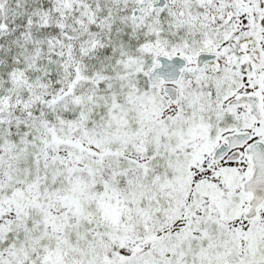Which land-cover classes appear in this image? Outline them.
Returning <instances> with one entry per match:
<instances>
[{"label":"snow or ice","instance_id":"obj_1","mask_svg":"<svg viewBox=\"0 0 264 264\" xmlns=\"http://www.w3.org/2000/svg\"><path fill=\"white\" fill-rule=\"evenodd\" d=\"M0 264H264V0H0Z\"/></svg>","mask_w":264,"mask_h":264}]
</instances>
